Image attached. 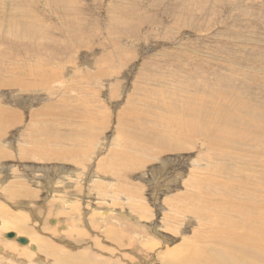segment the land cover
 I'll use <instances>...</instances> for the list:
<instances>
[{
    "label": "rangeland",
    "instance_id": "rangeland-1",
    "mask_svg": "<svg viewBox=\"0 0 264 264\" xmlns=\"http://www.w3.org/2000/svg\"><path fill=\"white\" fill-rule=\"evenodd\" d=\"M55 1L0 0V81L19 83L18 80H29L27 77H30L33 72L30 70L23 72L19 69L31 68L33 70V67H35V73H37V66H41L43 69L41 72H48L56 77L57 73L61 72L64 76L62 82L65 83L61 84V81L56 78V82L53 85L54 90L51 91V94L47 93L45 88L40 87V85L43 86L40 82L39 87L43 92L37 90L34 93L30 89H25V91L21 92V89L23 90L22 87L17 91L11 88L0 87V96H2L0 100L2 99L1 101L3 102L1 107L10 112L13 110V113L16 111L23 115L21 117L22 120H19L20 124L15 123L14 129L11 132L9 131L7 142L14 140L20 142V136L24 129H27V126L29 127L30 121L34 122L36 119V117H30L31 111H38L42 108L46 109L45 107L50 105V108L55 109L54 113L56 116L52 115L48 118L54 117L51 120L56 123H66L63 131L60 129L61 133H68L70 130H73L75 133L76 128L74 125L75 123L79 125L81 138L75 146L77 153L79 151L82 152V148H86V150H83L84 153L82 152V155L88 154L89 159L92 160V166H96L97 162L101 161L103 157L105 158V155H108L104 151L115 148L112 141H115V128L117 124L123 118L124 120L127 117L130 118L129 116H121L123 109L132 104V107L137 106L145 110H153V108L159 110V107L151 106L147 102L140 103V105L137 103L139 98L144 99L149 96H151L150 99L152 98L153 102L155 100L156 102L160 101L162 95H159V91L169 93L173 89L175 91L176 88L174 87H177L183 92L180 97V100L184 99L183 101L188 100L189 94L211 97L214 93L216 95L227 92L226 94H231L232 96L228 98L230 102H234L237 99L252 103L253 108L258 106L264 109V0ZM64 1H68V3H64ZM8 10L10 15L7 14ZM24 10L28 12L26 15L23 14ZM11 33L14 34L12 35ZM37 34L40 35L37 36ZM45 34H48V37L44 36L43 38ZM39 38L40 40H38ZM15 45H18L19 49ZM27 54L31 55V57L29 55L27 57ZM8 58L11 62L15 59V63H10ZM233 67L235 68L233 69ZM81 71L88 73L89 80L83 79L79 81L78 78H75V76L81 74ZM100 73H103V76L106 77L101 76ZM35 76L39 77V73ZM17 77L19 79H16ZM156 90L158 94L155 93L156 95H154V91ZM150 91L153 93L149 95ZM173 94L171 93L169 97L171 101H173ZM85 95L88 100L95 98L99 102H92L90 104L83 102L82 104H87L85 106H90L89 108L93 109L97 107L98 109L94 111L95 113L102 110V107L104 109L107 108L105 118L100 116V114H95L96 116L93 114L94 117L87 116L89 112H92V109L90 111L86 109L85 111L80 103L84 100L80 99L84 98ZM192 101L195 102L196 99ZM235 104L240 109V114L251 112V109H246V107L237 103ZM219 105L220 103L217 106ZM221 109H224L223 105H221V108H218V111ZM84 112L86 115L82 114ZM70 114H81L80 117L82 116L83 118L79 119L77 117L76 122L70 116L68 119L65 118L66 115ZM62 115L64 116L61 117ZM105 119L108 124L102 127V122H105ZM86 120L93 122L91 130L84 129V126L89 123ZM133 120L134 122L131 121L134 123L132 126L136 129L134 132H140V121L136 117ZM126 122L129 123V121ZM98 123H102V125ZM135 123H138V125ZM145 123L146 125L148 124V127H153V131L154 128H165L161 126L162 124H158V127H156L154 125L150 126L148 121ZM93 124L97 126L93 128ZM51 125L52 123L48 124V126ZM261 128H259L258 134L261 139L254 138L253 134H248L249 130L245 129L247 132L245 139L249 140L252 144L254 143V146H239V149H241L240 151L243 150L241 152L242 154L244 153L243 155L248 156L249 154L247 158L250 162L249 165L247 163L245 168L248 169L250 167L249 169L252 171L263 174L264 126ZM101 129L103 131H100ZM260 132H263L262 136ZM95 133H98V135ZM200 133L198 132V135L191 139V144L187 146H182V144L178 143L165 145L164 148L171 145V148H166L165 153L161 152L163 142L161 136H156V132L149 133V137L146 136V138L141 139L143 143L147 142L146 152H139L140 154L137 155V152L134 151L136 155L134 158L137 160V162L134 160V163H137L136 169L133 167L125 170V172L123 170V180L110 178L114 182L113 185L115 187H119L121 184L130 193L132 192L131 190H137L138 196L136 198L132 197L134 202L142 204L143 208H146V211H148L146 213L147 217L142 218L143 220L140 222H138L139 218L136 217L137 215L133 210L135 214L131 213L129 202L126 204L125 201L113 200L115 194L111 191L112 187L110 183H108L109 185L106 183L103 187L106 190L104 191L102 188L103 192L99 194L98 191H93L90 194L89 192L93 189V185L89 187L87 183L85 184L86 186L82 187V190H79L78 196L74 193L75 198L80 199L76 200V203L79 201L80 208L75 206L78 212H74L73 216L60 215V211L63 210V206L61 205H63L66 195L62 194L63 196L60 197L61 194L55 192V190L47 191L44 189L43 184L40 185L41 193L31 200L19 199L16 203H10L0 193V201L3 205L5 204V207L8 206L7 209L12 215H17L16 213L20 214L23 211H25L23 213L28 212L27 214L31 221L28 223L30 229L38 233L39 236L50 240V243L54 246H63L72 253L78 252L85 257L88 254L90 257L105 259L107 262L110 261L111 264H147V262L158 264L160 260L157 255L166 250L168 246L170 248L179 246L184 242V236L187 241L184 243L185 246H182L183 243L181 244L180 247L182 248L179 247V251L185 253L186 251L184 250L187 248L195 247L196 244L192 243L193 240L191 243L189 240L194 236V232L205 224L200 223V218L195 217L198 207H196L192 200L193 205L190 201L188 207L184 206L183 202H186L184 198H182L181 202L175 200L181 193L198 194L197 189L192 191L193 189L185 188L183 186L184 181L189 178L188 175L192 171V168L200 167L199 172H206L203 170L207 169L206 166L211 163L210 159L215 156L214 151L212 155H206L208 148L204 144L205 142L208 143L205 140L207 137L200 135ZM86 134L89 135L85 139L83 135ZM131 137H133V140H139L137 134H132L130 135ZM254 139L258 143L253 142ZM90 145L92 146L90 147ZM230 147L234 148V146L229 144L226 145V148L229 149ZM169 148L172 149L171 152ZM239 149L236 148L235 151ZM100 150H103V157H101ZM201 152L203 155H201ZM77 155L80 156L79 154ZM141 159L146 160V162L141 163ZM17 160L18 157L14 160L15 162L9 160L0 164L1 183L4 179L12 181V176L22 179V174L25 178L24 180L31 184L32 188H36L34 183L41 181V183H44L46 180L49 187L55 188L54 185L51 186L53 181L50 182L45 178V172L43 174L41 172L35 173L29 168H37V171L40 168L59 170L66 168L76 172L80 170H76L75 163L70 162H57L55 160L43 162L27 160L26 162H18ZM198 162L200 164H197ZM222 162L219 160L215 164L218 165ZM251 162H253V165ZM138 163L141 164L139 165ZM3 168L7 170H3ZM154 171L156 172L154 173ZM225 173H223V176H225ZM230 173L233 174V172L229 171L226 173L227 176L231 175ZM221 176L222 174L218 178ZM213 179L212 176L209 180ZM223 179L229 180L226 179V176ZM257 179L260 180V177H257ZM98 190L100 191V189ZM121 191L123 192V190ZM218 192L219 194H217ZM218 192H214L213 195L210 193L206 194L208 198L204 195V201L209 200L207 202H211L215 200L216 203L223 202L225 196L222 195L220 197L222 193ZM224 193L227 194L226 189ZM119 195L123 199L127 197L121 193ZM236 196L246 206L243 214L249 218H245L244 222H256L260 213L250 205L252 192L246 188L238 192L236 191ZM70 197L73 199L71 195ZM170 197L174 198V202L170 203L171 205L168 201ZM59 198H62L64 201L60 202ZM127 198L129 199V197ZM56 200L61 204H58ZM176 202L178 203L176 204ZM29 203H31V206H29ZM177 205V208L174 207ZM169 206L172 207L170 208ZM189 207H194V209H190ZM101 209L105 212L101 211ZM36 212V217H34ZM148 214L150 215V219H148ZM0 219L1 225L2 217ZM62 221L67 223H71L70 221L75 222L76 228H79L82 232V235H80L82 238L79 237L80 239L77 238L76 240L75 238L74 240V237L72 238L73 235H71L66 240H62L64 237L59 235L61 233L60 229L61 231L65 230V223ZM45 225L53 228L56 227L58 234L53 235L49 231H41L42 227L45 229ZM153 228H157L163 236L162 239H159L151 232ZM172 229H175V231ZM207 230L210 231L209 229H201V232H208ZM10 231L6 232L8 234L16 233L17 236L16 231ZM3 237H5L4 232L0 234V264H55L53 257L52 259H47L44 254L37 253L35 244L21 245L17 240H13L14 238ZM19 238L30 240L27 235H19ZM167 238L170 240H166ZM154 240H158V243ZM7 241H10L15 247H21V249L25 247L29 251L25 252V254L22 251L21 253L20 251L5 252L4 248L5 244H8ZM162 241H170V243L165 247ZM151 243L153 244L152 247L150 246ZM159 245L163 246L159 247ZM149 246L150 248L155 246L154 251ZM31 254H34V257L28 260L26 255Z\"/></svg>",
    "mask_w": 264,
    "mask_h": 264
},
{
    "label": "bare ground",
    "instance_id": "bare-ground-1",
    "mask_svg": "<svg viewBox=\"0 0 264 264\" xmlns=\"http://www.w3.org/2000/svg\"><path fill=\"white\" fill-rule=\"evenodd\" d=\"M49 1H51V0H49ZM56 1H58V0H56ZM59 1H61V0H59ZM64 3H68V1H64ZM28 4H30V3H28ZM5 9H6V7H5ZM9 10H10V8H9ZM9 10H8L7 14H9ZM17 10H19V9L17 8ZM20 10H22V9H20ZM27 13H28L27 11H25V10L23 11V14L26 15ZM16 18H18V17H16ZM2 19H3V17H2ZM14 20H16V19H14ZM11 21H13V20H11ZM23 29H25V28H23ZM3 31H5V30H3ZM30 31H32V30H30ZM38 32H40V31H38ZM11 34L13 35L14 33H11ZM33 34L35 35V33H33ZM39 35L37 34V36H39ZM47 35L48 34L43 35V38H44V36H47ZM40 38L38 40H40ZM13 40H14V38H13ZM33 40H34V37H33ZM19 41H21V40H19ZM23 42H25V41H23ZM17 48L19 49V46ZM20 49H22V48H20ZM0 51H1V49H0ZM28 55L29 54H27L26 56L28 57ZM29 57H31V55H29ZM38 59H39V57H38ZM243 59H244V57H243ZM9 60L10 59L8 58V61ZM14 60L15 59L12 60L13 62H11V60H10V63L14 64L15 63ZM33 63H34V60H33ZM1 66H3V65H1ZM31 66H32V64H31ZM235 67H233V69ZM19 70H21L23 72L26 70H30L33 72V74L30 77H27V79H29V80H18L20 85H19V83H16V82L13 83L12 81H10L11 83L9 81H0V87L1 88H3V87L4 88H11V89H14L16 91L19 90L20 87H22L23 90L20 88L21 92L25 91V89L26 90L30 89L31 91L33 90L34 93L37 90L39 92H43L42 89L40 90V87H42L43 89L45 88V91L47 93L51 94V91L54 90L53 85L56 82L55 81L56 78H58V80L61 81V84H65L64 82H62L64 76L61 72L57 73V77H56L55 75H51L48 72H41L43 70L42 67L37 66L36 70L38 71L37 73H39V77H38V76H35L37 74V73H35V67H33V70H31V68H29V69H21L20 68ZM87 74L88 73L86 71H81V74H78L77 76H75V78H78L79 81L83 80V79L89 80V77ZM17 75H18V73H17ZM100 75L103 76V73H100ZM103 77H106V76H103ZM16 79H19V78L17 77ZM16 79H14V80H16ZM21 79H25V78H21ZM39 82L43 86H41ZM39 85H40V87H39ZM35 88H39V89H35ZM174 88H176V90L174 91V89H173L169 93H162L164 91H159V95H162L161 96L162 99H160V101H158V102H156V100H155V102H153L152 98L150 99L151 96H149L148 98L145 97L144 99L139 98L137 101L138 105H140V103L147 102L151 106L154 105V107H159L160 108L159 110H155L153 107H152L153 110H145L144 108L137 107V106L132 107V104L129 105L130 107L126 106V108L123 109L121 116L122 117L129 116L130 118L127 117L126 120H124V118H123L121 121L120 118L118 117L121 122H119L115 128L116 137H115V141L114 142L112 141V144L115 145V148L110 147L111 149H109V150L107 149L108 150V151L106 150L107 152L104 151L106 154H108L107 156L105 155V158L103 157V154H102L103 150L102 151L100 150L101 154H102L101 157H103L104 159L102 158L101 161L98 160L99 162H97L96 166H92L93 165L92 160L89 159L88 154H85V155L83 154L84 156L82 155L83 150H86V148H82L81 149L82 152L79 151V153H77V150H76L77 148L75 146L79 143V139L81 138L79 125H77L75 123V125H74V127L76 128L75 133L73 132V130L72 131L70 130L68 133H61L60 129H62V131H63V127H66V123H56V122H53L51 120L54 117L51 119L48 118L52 115L56 116V114L54 113L55 109L50 108V105L46 106L45 107L46 109L42 108L40 110L37 109L38 111H31L30 117H32V118L36 117V119L34 122L30 121L29 127L27 126V129L25 128L26 130L24 129V131L22 132V135L20 136V140H19L20 142L15 141V140L11 141V142H7V136L9 134V131L11 132V130L14 129L13 126L15 125V123H19V120H22L21 117L23 115L19 112H16V111H15V113H13L12 112L13 110L10 112V111L4 109L3 107H1V104L3 105V102L1 101L2 100L1 99L0 100V164L3 162L9 161V160L14 161L16 159V157H18V160H17L18 162H26L27 160L42 161V162L43 161H54V160L57 162L58 161H62L65 163L70 162V163H75L76 170L80 169L79 172H76L74 170H68L66 168H61L60 170L59 169H52V168H50V169L40 168L37 171L36 170L37 168H34V167L29 168L28 167L31 171H34L35 173L41 172L43 174V172H45L44 173L45 178L48 179L50 182L53 181V183H51V186L54 185L55 188L49 187L48 182H46L47 181L46 179H45L46 181L44 183H41L42 181L34 183L36 188H32L31 184H29L26 180H24L25 178L21 174L22 179L19 177L12 176V178H13L12 181H10L9 179H7V180L4 179V181H2V183L0 182V193L3 195V198L6 199L7 201H10V203L11 202L16 203L17 200H19V199L31 200L32 198H36V195L38 196L41 193V186L40 185L43 184L44 189L47 191L55 190V192H58L61 194L60 197L63 196L62 194L66 195V198H64L65 201L62 198L61 199L59 198L60 202L64 201L63 205H61V206H63V210L60 207L62 210V211H60V215L61 216H68V215L73 216L74 212L75 213L78 212L76 210L77 209L76 207H79V201H78V203H76L77 202L76 200H80V199L75 198V196L73 195L74 193H75V195L78 196L79 190H82V187L86 186L85 184L87 183L89 185V187H92V185H93V187H92L93 189L91 190V192H89L90 194H92L93 191H98V194H99V193L103 192V189H104V191L106 190L105 188H103L106 185V183L107 184L110 183L111 187H112L111 191L114 192V194H115L113 196L114 199L113 198L112 199L116 200V201H125L126 204H128V202H129V207H130L131 213L133 214L135 212L137 215V216L136 215L135 216L139 218L138 222H140L143 220L142 218L147 217L146 213L148 211H146V208H143L142 204H137L134 202L132 197L136 198L138 196L137 190H131L132 192H134V193L131 192L132 193L131 194L129 192V190L126 187H123L121 184L119 185V187H117V186L115 187L113 185L114 182L110 178H113V179L119 178V179L123 180V170L125 172V170H129V169H131L133 167L135 168L137 166V163H134V160L137 162V160L134 158V156H136L135 152H137L136 153L137 155L140 154L139 152H141V153L146 152L147 142H145L146 143L145 144V143H143V141L141 139L146 138V136H148L149 133L156 132L157 133L156 136H158V135L161 136V138L163 139V142H162V140L160 138V140L162 142L161 152L165 153L166 148H168V147L171 148V145L164 148L165 145L178 143V144H182V146H187V145L191 144L190 143L191 139L194 136L198 135V132H201L200 135L207 137L205 140H207L208 143L205 142V144H204L208 148V152L206 153V155L207 156L212 155L213 151H214L215 156L210 159L211 165L210 164L207 165L206 166L207 169L203 170L206 172L200 171L201 172L200 173L199 172V169H200L199 166H198L199 168H192V171L188 175L189 178H187V180L184 181L183 186L185 188L193 189L192 191H195L197 189L198 194L195 193V195H194V193L193 194H191V193L182 194L181 193L177 196V198L175 200H177L178 202H181L182 198H184L186 200V202H183L185 204V205L184 204L183 205L186 207H188L189 202L192 200L193 203L196 205V207H198V209H196L197 214L195 215V217H197L198 219L200 218L199 222L202 224L203 223H205V224L202 225L199 228V230H196L194 232V236L189 240L190 243L193 240L192 243L196 244L197 247L195 246V247L191 248V247H189V245H188L189 243H188L187 245L189 248H187V245H186V248L188 250L187 249L184 250L185 248L183 249L184 251H186L185 253L182 251L180 252L178 249L182 243H183L182 246L183 245L185 246L184 243L187 241V240H185V236L184 237L182 236L184 242H182L179 246H176L175 248L171 247L172 249L168 246L170 241H166V242L162 241V244H165V247L166 246H168V247L166 250H163V252H160L157 255V257L160 260V261H158V264H264V173L260 174L259 172L252 171L251 169H249L250 168L249 166H248L249 168L247 167L248 169H246L245 167L247 166V163L249 165V162H250L247 158L249 156V154H248V156L243 155L244 153L243 154L241 153L243 150L240 151L241 149H239V146H242V147H249V145L254 146V143L252 144L251 142H249V140L245 139V137H247V135H246L247 132L245 131V129L249 130L248 134H253L254 138L261 139L258 134H259V130H260L259 128L264 126V109H261L258 106L256 108H253L252 103L243 102V101H240L237 99L234 102H230V101H228V98L232 97V96H231V94L230 95L226 94L227 92H225V91H224L225 93L222 92V93L216 94V95L214 93V95L211 97H201L198 95L189 94L187 97L188 100L186 99L185 101H183L184 99L180 100L181 93H183V92L180 91L177 87H174ZM26 92H28V91H26ZM64 92H66V91L64 90ZM157 92H158L157 90L154 91V95H156L155 93H157ZM152 93L153 92L150 91L149 95ZM171 93H174L173 94V101H171V99L169 98ZM0 97H2V96H0ZM194 99H196L195 102L192 101ZM80 100H83L82 102H80L81 104L83 102L87 103V104H90L92 102H99L98 100H95V98L93 100H88L86 95L84 96V98H81ZM60 101H62V100H60ZM218 102L220 103L219 106H217L219 104ZM235 103L246 107V109H251V112H249L247 110L249 113L240 114V109L237 108ZM87 104H85V105H87ZM85 105L82 104V107H84L85 111H86V109L88 111H90L92 109V112H89L87 114V116L94 117L95 114L96 115L100 114V116L105 118V114H107L106 113V111H107L106 107H105L106 109H104L102 107L101 108L102 110L97 111L95 113L94 111L96 109H98L97 107L93 109V108H89L90 107L89 105H88L89 107H87ZM221 105L224 106V109H221L218 111V108H221ZM7 108H8V106H7ZM242 111H244V110H242ZM20 112H21V110H20ZM130 113H131V115H130ZM82 114L86 115L85 112ZM135 114H137V115L135 116ZM64 115H62L61 117H63ZM80 115L81 114H79V115L70 114V115H66L65 118L68 119V117L70 116V118L76 122L78 119L77 117H79V119L83 118L82 116L80 117ZM135 117L140 121V126H139L140 132L139 131L134 132V131H136V129H134L132 124H134L133 119H135ZM32 118H31V120H32ZM101 121H103V120H101ZM126 121H129V123H127ZM131 121H133V122H131ZM147 121L150 124V126L154 125V126L158 127V124H162L161 126H163L165 128H162V129H158V128L155 129L154 128V131H153V127H148V124L146 125L145 122H147ZM86 122H89V123L84 126V129L91 130V125L93 122H91V120H86ZM49 123H52V125L48 126ZM102 123H103V125H102ZM102 123H100V124L98 123V124L102 125V127H104L105 125L107 126V124H108V123H106V119H105V122H102ZM138 123H135V124L138 125ZM26 125H28V124H26ZM96 126L97 125L93 124L92 127L94 128ZM105 128H107V127H105ZM261 129H263V128H261ZM106 130H104V131H106ZM100 131H103V130L101 129ZM20 132H21V130H20ZM96 132H98V131H96ZM95 134L98 135V133H95ZM132 134H137V136L139 137V140H133V137L130 138V135H132ZM260 134L262 136L263 132H260ZM36 135H38V136H36ZM88 135L89 134H86L83 136L86 139V137ZM252 140H250V141H252ZM253 142L258 143L255 139ZM227 144L234 146V148L236 147L239 150L235 151L236 148L234 149L232 147H230L228 149V148H226ZM91 146L92 145H90V147ZM79 148H81V147H79ZM170 148H169V151L171 152L172 149H170ZM242 149H244V148H242ZM147 150H149V149H147ZM245 152H246V150H245ZM76 153L79 154L80 156H78ZM98 155H99V152H98ZM201 155H203V153ZM95 157H96V155H95ZM142 157H143V155H142ZM142 157H140V158H142ZM90 158H92V157L90 156ZM219 160H221L223 162H228V163L222 162L223 164L220 163V164H218L219 165L218 166L215 163H217ZM254 160H257V159H254ZM141 161H142L141 163L146 162V160H142V159H141ZM141 163H138V164L140 165ZM252 163L253 162H251V164ZM197 164H200V163L198 162ZM92 167H93V169H92ZM261 169H263V168H261ZM3 170H7V169L3 168ZM229 171L233 172V174L230 173L231 175L227 176L226 173ZM14 172H16V171H14ZM155 172L156 171H154V173ZM224 172H226L225 173L226 179H229V180L223 179L225 177V176H223ZM55 174H58V175H55ZM166 174H168V173L166 172ZM220 174H222V176L220 178H218ZM158 176H159V174H158ZM212 176L214 179L209 180ZM257 177H260V180H258ZM6 181H7V183H5ZM88 185H87V187H88ZM47 186H48V188H47ZM246 188L252 192L250 205H252L260 213V216L256 222H249V221H247L246 223L244 222L245 218L246 219L249 218V217H245V214H243L246 206L236 196V191L238 192V191H240L242 189H246ZM98 189H100V191ZM225 189H226L227 194L224 193ZM69 190L71 193L69 192ZM121 190H123V192ZM218 191H220L222 193L220 195V197H222V195L225 196L223 198V202L216 203L215 200H212L211 202H207L209 200L204 201L205 200L204 195L209 194V193L211 195H213L214 192L217 193ZM118 192L124 196L129 197V199L127 197H124V196H123L124 197V199H123L122 196H120ZM217 194H219V192ZM70 195L73 197V199H71ZM130 195H132V196H130ZM207 198H208V196H207ZM173 199H174L173 197L169 198V200H168L169 204L173 201ZM136 201H138V200H136ZM192 201H191V204H192ZM178 202H176V204ZM30 204L31 203H29V206H31ZM58 204H61V203L58 202ZM4 205L0 201V217H2V222L0 225V232L1 233L4 232L5 237H7L10 234V233L8 234L6 231L9 232L10 230L17 232V236L13 239L15 241L19 238V235L29 236L30 240L26 239L28 241V245H34L35 244L36 245L35 249H36L37 253L42 254V255L44 254V256H46L47 259H49V258L52 259V257H53L55 259V264H111L110 261L107 262V261H105V259L102 260L100 258L90 257L88 254H86V257H85V256H82V254H79L78 252L72 253L71 251L67 250L63 246L52 245L50 243V240L39 236L38 233H35L30 229V225L28 226V223L30 221V217L27 214L28 212L23 213L25 211H23V212L19 211L22 214L16 213L18 216L12 215L7 209L8 206L5 207ZM178 205L174 206V207L177 208ZM80 206H81V204H80ZM112 206H113V204H112ZM232 207H234V208H232ZM34 208H35V206H34ZM147 208H149V207H147ZM192 209H194V207ZM63 211L67 214H65ZM101 211H103V209H101ZM43 212H44V210H43ZM103 212H105V211H103ZM32 213H33V211L31 212V215H32ZM36 214H37V212L34 214V217H36L35 216ZM93 214H95V213H93ZM139 216H141V217H139ZM148 216H149L148 219H150L149 214H148ZM132 217H134V216H132ZM36 220H37V218H36ZM62 222L65 223L64 224L65 230L61 231V229H60L61 233H59V235L64 237V238H62V240H66V238L71 236V235H73L72 238L74 237V240H75V238L77 240V238L81 237L80 235H82V232L79 230V228H76L75 222H72V221H70L71 223H67L64 221H62ZM45 226H46L45 229H44V227H42L41 231L46 230V231H49L50 233H52L53 235L58 234V232H57L58 230L56 227L53 228V227H49L48 225H45ZM83 226H84V224H83ZM92 226H93V224H92ZM67 229H69V230H67ZM201 229H209L210 231L207 230L208 232H201ZM151 230H152L151 232H153L156 235V237H158L159 239H162L163 236L160 234V232L157 230V228H153ZM173 231H175V229ZM14 234L16 235V233H14ZM5 237H3V238H5ZM186 238H187V236H186ZM187 239H189V238H187ZM204 239H206V240L204 241ZM166 240H170V239L167 238ZM154 241H157V243H158V240H154ZM7 242L10 245H8L5 242L6 243L5 244L6 246L4 248L5 252H7V251H13V252L20 251V253H21V251H22L25 254V252L29 251L28 249L26 250L25 247H23L24 249L23 248L21 249V247H19L20 248L19 249L18 247L13 246L10 241H7ZM149 243H148V245H149ZM152 245L153 244L151 243L150 246L152 247ZM145 246H146V244H145ZM150 246H149V248H150ZM162 246L159 245V247H162ZM180 248H182V247H180ZM190 248H191V251H190ZM150 249H152V250L155 249V246L153 248H150ZM85 250H86V248H85ZM81 253H84V252H81ZM26 257L28 258V260H31L34 257V254L26 255ZM30 264H33V263H30ZM147 264H150V263L147 262Z\"/></svg>",
    "mask_w": 264,
    "mask_h": 264
},
{
    "label": "water",
    "instance_id": "water-1",
    "mask_svg": "<svg viewBox=\"0 0 264 264\" xmlns=\"http://www.w3.org/2000/svg\"><path fill=\"white\" fill-rule=\"evenodd\" d=\"M9 239H13L16 237V235L14 233H10L8 236H7ZM18 242L21 244V245H27L28 244V241L26 240V238H18L17 239Z\"/></svg>",
    "mask_w": 264,
    "mask_h": 264
}]
</instances>
